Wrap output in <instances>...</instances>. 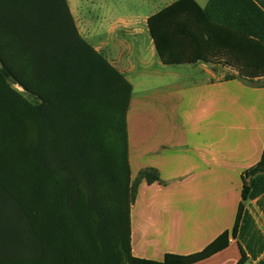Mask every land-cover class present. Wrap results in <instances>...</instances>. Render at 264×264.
I'll list each match as a JSON object with an SVG mask.
<instances>
[{
    "label": "trees",
    "instance_id": "1",
    "mask_svg": "<svg viewBox=\"0 0 264 264\" xmlns=\"http://www.w3.org/2000/svg\"><path fill=\"white\" fill-rule=\"evenodd\" d=\"M31 1L40 6L39 21L22 20V4ZM147 26L163 65L202 61L229 67L248 82L264 78V0H208L204 8L175 0L149 16ZM82 56L100 57L79 36L65 0H0V117L17 122L16 106L28 104L11 89L10 78L41 99L45 117L34 147L16 145L11 133L0 155V264H46L33 262L38 244L23 209L48 205L49 179L64 185L67 205L98 217L102 264H197L226 249L243 203L232 230L201 251L167 253L161 261L131 255L129 205L142 180L161 181L146 169L130 183L126 112L132 86L106 62L84 65ZM241 180L242 202L264 197V148ZM41 248L46 253L49 247ZM244 262L242 253L237 264Z\"/></svg>",
    "mask_w": 264,
    "mask_h": 264
},
{
    "label": "crops",
    "instance_id": "2",
    "mask_svg": "<svg viewBox=\"0 0 264 264\" xmlns=\"http://www.w3.org/2000/svg\"><path fill=\"white\" fill-rule=\"evenodd\" d=\"M65 1L79 36L100 56H82L84 65L106 62L132 86L126 112L130 183L146 169L155 170L161 181L142 180L129 205L131 255L161 261L167 253L201 251L232 230L243 203L241 221L228 247L197 264H237L242 253L244 264L264 261V197L241 200L242 173L260 160L264 148V78L248 82L229 67L202 61L171 65L187 67L174 72L167 88L136 97V61L151 65L141 56L143 49L157 56L147 19L175 0L165 4L158 0ZM207 2L197 4L204 8ZM137 4L143 7L141 12L134 10ZM22 5V20L39 21L38 3ZM158 65L163 64L158 61ZM7 83L28 104L16 106L17 122L0 117V135L5 137L0 140L1 157L9 146L8 134H16V145L34 147L45 121L39 110L41 99L11 78ZM47 192V206L40 201L30 211L23 209L39 246L33 262L102 264L96 238L98 217L67 205V190L54 179H49ZM41 246L49 247L46 253Z\"/></svg>",
    "mask_w": 264,
    "mask_h": 264
},
{
    "label": "rangeland",
    "instance_id": "3",
    "mask_svg": "<svg viewBox=\"0 0 264 264\" xmlns=\"http://www.w3.org/2000/svg\"><path fill=\"white\" fill-rule=\"evenodd\" d=\"M199 5L204 6L207 0H196ZM159 3L165 4L168 0H158ZM142 6L137 4L135 6V11L141 12ZM145 28V26H144ZM145 40L149 42L148 36ZM145 41V43L147 42ZM155 53V52H154ZM151 52L149 49H143L141 56L148 61L151 65H141L139 61H136V70L134 74V86L136 97L144 96L145 91L152 92L159 88H167V84L169 81L174 80L173 75L174 72H183L185 71L187 66H163L158 65L157 56L151 57ZM191 73V71H190ZM201 76V74H199ZM198 76V74L196 75ZM181 80V78H180ZM179 80V81H180Z\"/></svg>",
    "mask_w": 264,
    "mask_h": 264
}]
</instances>
